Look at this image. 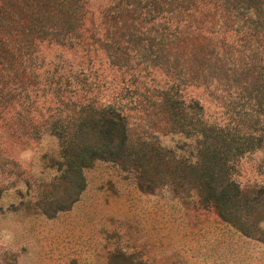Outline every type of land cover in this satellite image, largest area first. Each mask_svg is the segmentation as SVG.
Wrapping results in <instances>:
<instances>
[{
  "label": "trees",
  "instance_id": "trees-1",
  "mask_svg": "<svg viewBox=\"0 0 264 264\" xmlns=\"http://www.w3.org/2000/svg\"><path fill=\"white\" fill-rule=\"evenodd\" d=\"M42 48L59 54L48 59ZM221 85L248 99L264 124L263 0H0V109L36 115L61 158L93 161L135 150L129 109L97 94H159V129L196 151L165 163L170 185H190L200 206L247 235L237 205L264 190L242 188L231 172L238 145L256 134L205 118L186 96Z\"/></svg>",
  "mask_w": 264,
  "mask_h": 264
},
{
  "label": "rangeland",
  "instance_id": "rangeland-1",
  "mask_svg": "<svg viewBox=\"0 0 264 264\" xmlns=\"http://www.w3.org/2000/svg\"><path fill=\"white\" fill-rule=\"evenodd\" d=\"M227 89L186 96L205 118L256 134L238 145L231 174L246 190H264V124H255L248 99ZM102 93V102L129 109L135 150L122 158L63 159L36 115L0 109V264H264V209H254L264 195L237 205L253 232L241 233L200 206L190 185H170L165 163L188 162L196 151L159 129V94Z\"/></svg>",
  "mask_w": 264,
  "mask_h": 264
}]
</instances>
